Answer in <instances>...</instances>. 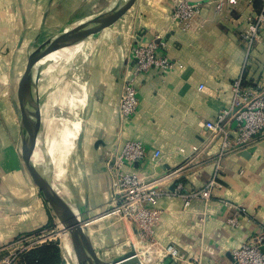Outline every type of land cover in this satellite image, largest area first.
Here are the masks:
<instances>
[{"label": "crops", "instance_id": "1", "mask_svg": "<svg viewBox=\"0 0 264 264\" xmlns=\"http://www.w3.org/2000/svg\"><path fill=\"white\" fill-rule=\"evenodd\" d=\"M68 1L0 0V264L5 258L25 264L22 254L28 250H22L21 240L38 235L54 221L22 160L16 93L28 60L40 46L77 13L79 20L87 17L81 9L68 8ZM186 1L202 3L187 29L164 18L162 9L136 0L125 16L103 26L92 44L89 40L87 67L81 69L87 77L83 74L80 105L73 112L80 126L73 131L69 150L59 153L67 175L61 186L52 175L51 181L55 191L83 213L90 243L106 261L127 253L134 242L146 247L135 224L102 217L113 198L105 168L109 159L124 143L139 141L148 157L125 165V172L151 177L173 171L186 191L201 189L214 173L221 147V138L212 139L206 123L215 122L231 102L232 80L241 75L245 61V85L264 89V29L250 50L240 37L261 0ZM219 1L223 7L217 13ZM162 6L169 10L172 5L162 0ZM60 9L69 22L57 31ZM133 42L157 44L158 54L174 66L167 73L153 69L136 78L138 109L120 124L116 107L122 79L133 68ZM45 97L46 92L38 107ZM41 135L43 139L42 130ZM155 151L160 153L157 164L149 159ZM32 160L40 162L35 151ZM219 164L220 187L208 202L193 200L186 211L183 201L174 197L155 205L159 223L148 242L157 249L173 245L183 260L174 263L151 254L148 264H233L232 251L264 233V131L250 145L227 153ZM233 218L238 220L235 227L228 224ZM137 243L132 246L139 257Z\"/></svg>", "mask_w": 264, "mask_h": 264}, {"label": "built area", "instance_id": "2", "mask_svg": "<svg viewBox=\"0 0 264 264\" xmlns=\"http://www.w3.org/2000/svg\"><path fill=\"white\" fill-rule=\"evenodd\" d=\"M144 1L151 3L154 9H162L164 18L184 29L190 27L202 6L200 2L170 0L172 6L168 10L163 8L162 0ZM215 7L216 12L219 13L222 10L223 2H216ZM248 20V25L240 33V37L246 43L247 49L250 50L259 33L264 29V0H261L258 10ZM157 51L158 45L152 42L147 45H140L136 42L131 44L133 68L131 75L122 79L116 107L120 124L131 119L138 109V97L134 84L136 78L153 69L161 70L163 73L173 69L174 64L166 56L158 54ZM245 66L246 61L241 75L232 80V99L229 105L219 111L215 122L206 123L211 138H221V147L214 173L203 188L186 191L182 183L175 180L176 173L173 171L162 175L154 174L151 177H140L125 172V165L138 163L148 157L144 145L139 141L124 143L118 154L113 155L105 165L110 178L113 198L102 217L126 220L135 224L140 241L144 243L145 248L152 255L157 254L159 257L167 258L174 263L183 260L178 249L173 245L157 246L159 248L157 249L148 242L152 230L159 223L160 210L155 205L164 198L174 197L183 201L182 210L186 211L193 200L208 202L213 191L220 187L217 173L221 159L234 149L250 145L255 137L264 131V89L251 88L245 85ZM149 159L157 164L160 159L159 151L153 152ZM228 224L235 227L238 220L230 219ZM34 237L39 238V234ZM262 247H264V233L234 249L232 251L234 263L264 264ZM22 250L29 251L30 247ZM12 262L13 258L3 260V264H11Z\"/></svg>", "mask_w": 264, "mask_h": 264}, {"label": "water", "instance_id": "3", "mask_svg": "<svg viewBox=\"0 0 264 264\" xmlns=\"http://www.w3.org/2000/svg\"><path fill=\"white\" fill-rule=\"evenodd\" d=\"M135 1L120 0L113 7H108L81 20L69 22L46 40L30 57L17 88L16 112L20 125L22 160L47 207L68 232L71 247L82 264H141V262L132 245L127 253L115 259L106 261L98 258L101 252H97L90 243L83 213L79 208L73 209L55 191L51 181L52 162L44 145L38 122V106L43 98H35L37 84L40 75L51 63L47 59L49 56L79 46L92 34L96 36L103 26L113 25L125 16ZM34 151L41 157L38 164L32 160ZM261 250L264 252V247ZM232 261L235 264L234 260ZM60 264L68 263L63 259Z\"/></svg>", "mask_w": 264, "mask_h": 264}, {"label": "rangeland", "instance_id": "4", "mask_svg": "<svg viewBox=\"0 0 264 264\" xmlns=\"http://www.w3.org/2000/svg\"><path fill=\"white\" fill-rule=\"evenodd\" d=\"M110 0H69L67 2V6L68 8L72 9V8H78L81 9L79 11L80 14H87L86 16H90L92 15L93 12L99 10L97 13L103 11L105 8V6L107 5V3H109ZM144 1V0H143ZM144 6H147L148 8H153L152 4L144 1ZM103 8V9H102ZM75 9V10H76ZM101 9V11H100ZM74 10V11H75ZM65 11L60 9L59 13H56V30L58 31L64 24H66V22H75L78 21L81 17L78 16V13L76 14L77 16H73L71 19H69V21H66V17L67 15H64ZM75 15V14H74ZM65 16V17H64ZM85 16V15H83ZM54 30H51L49 32H53ZM48 36V35H45ZM93 34L92 36L89 38L90 40V44L93 43L94 38H93ZM61 54V55H60ZM58 54V56L53 60V62L51 63V65L46 68V70L42 73V74H47L46 77H44V79H39L38 81V89L40 90L41 86H43V84H47L48 88L47 90H45L46 92V97L45 100L43 101V106L45 107V114L44 119L42 121V125H41V121L40 118L38 116L39 119V123L41 125V130L44 131L45 133V128L48 129L51 133V140L52 142L54 141V143H56V151L59 154L60 149H64L65 148H69V142H74L75 141V135L74 132L77 131V129L79 128V126L77 125V121L78 120L76 117L74 118L73 116V112L74 109L76 107V105H80V93H81V86L83 85L82 80H83V74H82V67L83 69H85V67H87V58L84 60L83 64L81 67H79L78 69H76L75 71L71 72V68L74 65V62L77 60H72L69 61L68 63L65 61L61 62V58L65 55L64 53H60ZM64 54V55H63ZM59 60V61H58ZM64 65L62 66L61 64ZM60 65L62 66L60 68ZM76 65V64H75ZM57 68L58 71H57ZM52 70V71H51ZM56 70V87H54L50 82L48 81V77L50 76V71L51 73L53 71ZM84 71V70H83ZM41 74V76H42ZM45 76V75H44ZM84 77L86 79L87 75L84 74ZM73 78V80H72ZM65 87V89H63ZM63 89V93L65 95V97L67 98L66 103L68 102V105L65 104V106H61L60 103L56 104V124H58L59 122L62 121L59 129L56 127L55 125V105H54V101L59 97V91ZM37 91V90H36ZM45 92L43 95H45ZM55 93V94H54ZM41 97V96H40ZM39 97V98H40ZM36 98V99H39ZM77 108L79 109L80 106H77ZM38 109H42V106L38 107ZM58 112H59V119L57 120L58 117ZM39 114V112H38ZM63 118V120H62ZM74 131V132H73ZM43 133V132H42ZM47 135L45 134V137ZM78 137V134H77ZM59 149V151H58ZM69 150V149H68ZM57 219L54 217V221L51 222L50 226H48L47 229H45L44 231H42L41 233H39V238L38 237H32L30 239H22L21 240V244L20 247L23 248H28L30 247V250L35 249L36 247H41V246H45L47 244H50V249L53 248V243H58V247H60V255H62L61 261L64 258V252H66L65 250V242L63 240V238L60 236V231H59V222L57 221ZM137 243V242H134ZM133 243V244H134ZM64 244V246H63ZM149 244V243H147ZM52 246V247H51ZM139 252V249H136ZM24 251V250H23ZM26 253V252H25ZM50 257H52V252L50 251ZM141 257V256H140ZM50 260V259H49ZM53 261V258H52Z\"/></svg>", "mask_w": 264, "mask_h": 264}, {"label": "bare ground", "instance_id": "5", "mask_svg": "<svg viewBox=\"0 0 264 264\" xmlns=\"http://www.w3.org/2000/svg\"><path fill=\"white\" fill-rule=\"evenodd\" d=\"M111 2H112V0H110L109 3H107V5L111 4ZM97 11H99V10H97ZM62 53H64L65 55L63 54L64 56L61 58V60H60L61 62L65 61V63L66 62L68 63L69 61L77 60V61L74 62V65L70 69L71 72L72 71H75L76 69H78L79 67L82 66L84 60L87 58V56L90 53V49H89V38H87L79 46H77V47H75V48H73L71 50H67L65 52H62ZM58 54H60V53H55V54L49 56L47 59L50 62H53V60L58 56ZM61 65H60V68L63 66V65L62 66ZM58 69L59 68H57V71H58ZM51 71H50V76L48 77V81L52 82L51 84L54 87H56V70L53 71L52 73H51ZM47 74H48V72H47ZM47 74H45V73L42 74V76L40 77V80L41 79H44V77H46ZM47 89H49V88H48V86H47L46 83L43 84V86H41L40 90L37 88L35 98H39L40 96H42L44 94L45 90H47ZM63 89H65V87ZM63 89H61L59 91V97L53 102L54 105H55V112H54V115H55V125H56V127L58 129H59L62 121L59 122L58 124H56V104L60 103L61 106H65V104L68 105V102L66 103L67 98L65 97V95L63 93V91H64ZM45 111L46 110H45V107L44 106L42 107V109L39 110V118H40V121H41V125H42V121L44 119V116L43 115L45 114ZM58 119H59V112H58L57 120ZM62 120H63V118H62ZM38 122H39V119H38ZM41 125L39 123L40 129H42L41 128ZM42 132H43L44 145L46 146V150H47V152H48V154L50 156V159H51V162H52V166L54 168L53 169V174H52V179L54 180L55 184L58 183V185L61 186L63 184L65 178H66V175H67V171L65 170L64 161L62 160V158H60L59 154L56 151V143H54V141L52 142L50 131L45 128V133H44L43 130H42ZM45 134L47 135L46 137H45ZM58 151H59V149H58ZM35 153L37 154L39 160L41 161L40 155L37 152H35ZM59 153L63 156V150L62 149H60ZM60 236L63 238V240L65 242V250H66V252H64V258L63 259L68 264H80L79 263V260H78V258L76 256V254L74 252V250L71 247L70 239H69L70 238L69 237V234L64 229V227H62L61 224H60ZM63 246H64V244H63ZM134 246L136 248L135 243H134ZM138 249H139V252L137 250L136 251H137V254L139 256L138 259L139 260L140 259L142 260V263L141 264H148L149 263V259L151 258L150 251H148L147 248H143L140 244H138Z\"/></svg>", "mask_w": 264, "mask_h": 264}, {"label": "trees", "instance_id": "6", "mask_svg": "<svg viewBox=\"0 0 264 264\" xmlns=\"http://www.w3.org/2000/svg\"><path fill=\"white\" fill-rule=\"evenodd\" d=\"M52 245L53 248L51 249L50 244H47L45 246L27 251L26 253L22 254V261H24L25 264H60L62 257L60 255L57 241ZM50 251L53 254L52 257L49 255Z\"/></svg>", "mask_w": 264, "mask_h": 264}]
</instances>
